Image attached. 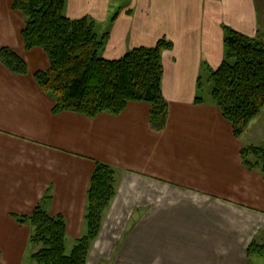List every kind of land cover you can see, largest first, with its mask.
<instances>
[{
	"label": "crops",
	"instance_id": "0c3cea01",
	"mask_svg": "<svg viewBox=\"0 0 264 264\" xmlns=\"http://www.w3.org/2000/svg\"><path fill=\"white\" fill-rule=\"evenodd\" d=\"M111 1L67 0L66 14L106 20L117 11ZM135 1L117 11L103 55L118 58L161 38L173 42L163 52L169 114L161 130L151 125L144 101L129 102L119 115L53 112V98L34 76L49 67L48 55L25 48L24 14L13 0H0V46L29 65L18 75L0 60V264H20L32 228L14 215L31 214L47 194L46 209L66 220V238L86 232L96 161L111 165L117 182L100 248L109 257L106 239L122 237L110 264H249L250 243H264V177L243 163L245 133L234 134L210 90L196 101L203 68L224 59L223 25L251 35L258 2L264 24V0ZM132 219L116 230V221L125 226Z\"/></svg>",
	"mask_w": 264,
	"mask_h": 264
},
{
	"label": "trees",
	"instance_id": "16d2710c",
	"mask_svg": "<svg viewBox=\"0 0 264 264\" xmlns=\"http://www.w3.org/2000/svg\"><path fill=\"white\" fill-rule=\"evenodd\" d=\"M67 0H13L12 7L25 16L21 34L25 48L42 47L49 67L34 74L40 89L53 98V112L74 111L96 117L102 112L121 114L129 102L151 105V125L167 124L169 105L163 92V52L173 47L164 38L152 46H136L118 58L103 50L108 33H99L96 20L66 14ZM225 56L216 68L206 66L212 100L232 123L240 137L250 121L264 108V40L223 25ZM0 60L14 73L27 75V61L12 47L0 46ZM201 89L203 80L199 83ZM203 90V89H202ZM197 102L203 101L199 95ZM243 163L264 177V148L244 146ZM117 193L115 169L96 161L88 189L86 232L73 248L66 245L67 223L63 215L51 214L41 203L31 214L14 216L32 227L30 239L40 248L31 257L37 264H86L90 248L103 225L104 212ZM47 194L45 199L51 198ZM248 254H264V243L254 239Z\"/></svg>",
	"mask_w": 264,
	"mask_h": 264
},
{
	"label": "rangeland",
	"instance_id": "374dc122",
	"mask_svg": "<svg viewBox=\"0 0 264 264\" xmlns=\"http://www.w3.org/2000/svg\"><path fill=\"white\" fill-rule=\"evenodd\" d=\"M132 1L133 0H113V1H111V5L114 2H116L117 11H119L121 8L126 7L127 5L132 4ZM145 3L148 5L149 4L148 0L147 1L146 0H136L135 1V4L136 5L139 4L141 6H144ZM258 5H259V13L256 12V11L254 13V15L257 16V20H255V19L252 20L253 27L250 30L251 35L250 34H248V35L255 36V37H258V38L264 40V24L261 22V19H262V16L263 15H262V11H261V8L262 7L260 6V5L263 6V4H260L258 2ZM129 10L132 11L133 9L130 8ZM129 10H127V11H129ZM117 11L114 13V11L112 12V10H111L110 13H109L108 18L106 20L105 19H102L101 21H98V19H96V17L93 16V15H91V14H86V15L87 16H90V17H92V18H94L96 20V28H97V31H100V32H108L112 28L113 21L118 16V14H117L118 12ZM235 29H237V28H235ZM237 30L238 31H241L239 29H237ZM207 76H208V72L206 71V69L203 68V79H202L203 80V91H200L199 92V95H203V93H206L211 88V84H210L211 81H209V78ZM244 133H243L244 135L242 134L243 135V139L245 141V145L244 146L256 145V146H260V147H263L264 148V108L262 109V111H261L260 114H258L255 118H253L250 121V123L247 126V128L245 129ZM47 200L48 199H45L44 202H43V204L42 203L41 204L45 208H50L49 200L48 201ZM112 202H113V200H112ZM112 202H111V204H110V206L108 208H111ZM108 212H109V214H111V212H112L111 209L109 211L107 210L106 217H107ZM106 217H105V212H104L103 223H104ZM133 222H134V220L132 219L131 221L126 222L125 223V226H124V222L123 221L122 222L120 220L118 222L116 221V223H117V224H115L117 226L116 227V230L119 231V232H121L122 231V228L125 227V229H126ZM118 223H119V225H118ZM106 225H107V223L103 224L102 226L104 227ZM103 227L101 228L100 233L97 236V238L93 241V244H92V246L90 248V251H89V255H88L86 264H110L111 263V259H109V258L114 253L115 247H116L118 241H120L119 239H121L122 237H118V233H117V236L116 237H112V238L106 239L107 241H110V243H112L113 246H112L111 249L113 251H112V254L109 257L104 256L105 253H102L101 250H100L101 243L103 242L102 240L105 239ZM106 228H108V226H106ZM85 231H86V225H85ZM102 231H103V234H102ZM76 241H77V238H76V236L74 234L70 233L69 236H67V238H66V245H67V250L68 251H70L73 248V246L75 245ZM99 245H100V247H99ZM96 246H97V248H95ZM39 248H40V245L39 244H33V242L31 241V239L29 238L27 247L24 250V253H23V256H22L23 258L21 259L20 264H37L33 260V258L31 257V255H32V253L36 252ZM96 249H97V251H96V254H95V252H93V251L96 250ZM253 255L255 257L251 258L249 264H259V263L260 264H264V259H262V258H264L263 257L264 254L262 256L261 255H257V254H253ZM259 256H261L262 258L259 257ZM4 260L5 259H3V261Z\"/></svg>",
	"mask_w": 264,
	"mask_h": 264
}]
</instances>
